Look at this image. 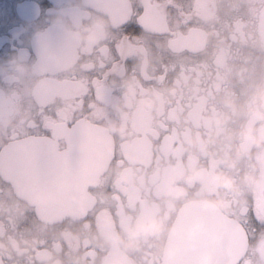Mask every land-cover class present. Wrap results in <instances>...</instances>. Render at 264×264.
<instances>
[{"label": "flooded vegetation", "instance_id": "1", "mask_svg": "<svg viewBox=\"0 0 264 264\" xmlns=\"http://www.w3.org/2000/svg\"><path fill=\"white\" fill-rule=\"evenodd\" d=\"M253 200L264 215V0H0V240L29 242L0 264H163L197 202L264 264Z\"/></svg>", "mask_w": 264, "mask_h": 264}, {"label": "water", "instance_id": "2", "mask_svg": "<svg viewBox=\"0 0 264 264\" xmlns=\"http://www.w3.org/2000/svg\"><path fill=\"white\" fill-rule=\"evenodd\" d=\"M15 163V152L8 148ZM14 177V173H12ZM22 175V178H25ZM70 196L83 195L70 192ZM88 197V195H87ZM86 197V199H87ZM49 219L66 215L72 209H37ZM247 238L241 226L206 203L185 206L165 244L163 264H234L246 250Z\"/></svg>", "mask_w": 264, "mask_h": 264}, {"label": "clouds", "instance_id": "3", "mask_svg": "<svg viewBox=\"0 0 264 264\" xmlns=\"http://www.w3.org/2000/svg\"><path fill=\"white\" fill-rule=\"evenodd\" d=\"M53 23H62V22H66L64 17L61 16H54L53 18ZM70 27H72L75 31V35L76 37L81 40V41H85L88 43H93V42H97L98 38L95 35L94 32V26L91 23H84L82 25H70ZM173 92L178 91L179 89L177 87H172L170 89ZM22 119H27V117H22ZM232 187H235L234 184L231 185ZM25 243H29L28 241H21L18 238L15 237H8L5 240H0V249L4 250L6 253L8 254H13L17 251H22V245Z\"/></svg>", "mask_w": 264, "mask_h": 264}, {"label": "snow or ice", "instance_id": "4", "mask_svg": "<svg viewBox=\"0 0 264 264\" xmlns=\"http://www.w3.org/2000/svg\"><path fill=\"white\" fill-rule=\"evenodd\" d=\"M142 27V25H141ZM247 216L249 217L250 221L256 222V223H260V224H264V215H261V213L258 211L256 205H255V201L253 200L250 203L248 212H247ZM241 230L244 232L245 237L248 236V229L245 225H241ZM243 259L244 260V264H251V262L248 259H245L243 257L238 258L234 264H240V260Z\"/></svg>", "mask_w": 264, "mask_h": 264}]
</instances>
